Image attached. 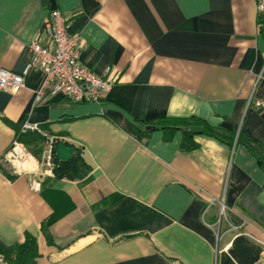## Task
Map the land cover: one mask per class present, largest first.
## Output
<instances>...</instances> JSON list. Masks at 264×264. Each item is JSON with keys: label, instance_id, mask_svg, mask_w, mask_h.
Listing matches in <instances>:
<instances>
[{"label": "crops", "instance_id": "obj_1", "mask_svg": "<svg viewBox=\"0 0 264 264\" xmlns=\"http://www.w3.org/2000/svg\"><path fill=\"white\" fill-rule=\"evenodd\" d=\"M256 3L0 0V69L21 72L34 38L52 47L44 28L58 10L82 40L81 64L109 68L112 82L100 102H37V70L17 93L0 89V244L34 237L35 264H264ZM25 119L79 147L90 173L40 174L32 191L5 160ZM194 120L220 137L181 130Z\"/></svg>", "mask_w": 264, "mask_h": 264}, {"label": "built area", "instance_id": "obj_2", "mask_svg": "<svg viewBox=\"0 0 264 264\" xmlns=\"http://www.w3.org/2000/svg\"><path fill=\"white\" fill-rule=\"evenodd\" d=\"M256 4L257 11H264V0H257ZM44 31L52 47L44 46L38 38L32 39L28 44L29 59L21 72L0 69V89L11 94L17 93L24 86L27 75L37 70L41 77L35 93L37 102L45 95H62L73 103L100 102L105 98L112 86L109 68L99 75L81 64L82 40L78 34H71L67 30L66 19L58 10L50 13ZM252 105L264 108V97L254 99ZM28 131H34L43 137L39 157L34 156L16 136L5 160L16 174H19L20 169L30 174V189L39 191L40 182L37 177L52 173L55 146L58 143L66 144L70 140L50 135L38 123L25 119L19 127V134ZM0 263L4 264L1 255Z\"/></svg>", "mask_w": 264, "mask_h": 264}, {"label": "trees", "instance_id": "obj_3", "mask_svg": "<svg viewBox=\"0 0 264 264\" xmlns=\"http://www.w3.org/2000/svg\"><path fill=\"white\" fill-rule=\"evenodd\" d=\"M186 123V122H185ZM192 123L200 125L204 130V133L209 136L220 137L219 132L212 127L200 122L193 121ZM40 128L44 130L41 126ZM45 131V130H44ZM17 138L27 147V149L34 155L37 156V151L34 153L30 145H37L38 142H43V137L34 132L28 131L25 134H19V130L17 132ZM223 139L227 140L228 137H224ZM66 145L73 146L70 143H66ZM186 148H192L195 146L194 143L189 142L188 144L184 143ZM75 152L72 159L66 163H61L54 156V167L53 174L57 179H69V180H80L85 178L91 171V165L88 163L82 153V150L79 147H75ZM38 152H41V149L38 148ZM39 154V153H38ZM264 163V161H262ZM0 255L2 256V260L4 264H35L39 253L37 249V243L34 237L30 235H26L25 239L22 243L6 246L0 244Z\"/></svg>", "mask_w": 264, "mask_h": 264}, {"label": "water", "instance_id": "obj_4", "mask_svg": "<svg viewBox=\"0 0 264 264\" xmlns=\"http://www.w3.org/2000/svg\"><path fill=\"white\" fill-rule=\"evenodd\" d=\"M181 130L188 133H201L203 128L197 125H190V126H182ZM74 152H75L74 146H69L64 143H58L54 149L55 157L61 163H66L70 161L74 155Z\"/></svg>", "mask_w": 264, "mask_h": 264}, {"label": "rangeland", "instance_id": "obj_5", "mask_svg": "<svg viewBox=\"0 0 264 264\" xmlns=\"http://www.w3.org/2000/svg\"><path fill=\"white\" fill-rule=\"evenodd\" d=\"M30 148H31V150H32L33 152L36 150L37 153H36V152H34V153H36V155H37L36 157H39V155H40L41 152H38V148H39V149H42V143H41V142H38L36 146H34V144H31V145H30ZM38 153H39V154H38Z\"/></svg>", "mask_w": 264, "mask_h": 264}]
</instances>
